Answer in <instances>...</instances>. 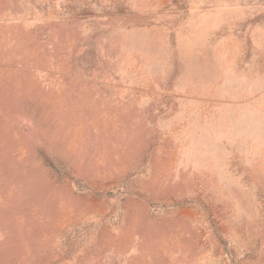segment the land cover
I'll use <instances>...</instances> for the list:
<instances>
[{
  "label": "rangeland",
  "instance_id": "obj_1",
  "mask_svg": "<svg viewBox=\"0 0 264 264\" xmlns=\"http://www.w3.org/2000/svg\"><path fill=\"white\" fill-rule=\"evenodd\" d=\"M0 264H264V0H0Z\"/></svg>",
  "mask_w": 264,
  "mask_h": 264
}]
</instances>
